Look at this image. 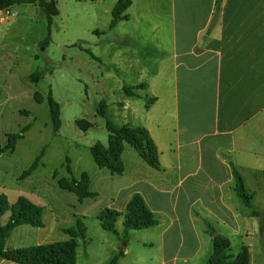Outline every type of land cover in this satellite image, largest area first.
I'll list each match as a JSON object with an SVG mask.
<instances>
[{"label": "crops", "instance_id": "obj_1", "mask_svg": "<svg viewBox=\"0 0 264 264\" xmlns=\"http://www.w3.org/2000/svg\"><path fill=\"white\" fill-rule=\"evenodd\" d=\"M217 2L130 0L127 19L110 28L122 41L147 38L154 44L152 68L126 62L125 70L133 73L123 75L129 83H122L144 85L151 114L135 113L128 102L122 107L139 120L127 123L148 131L160 166L123 152L121 186L105 207L118 212V234L98 221L108 234L99 232L104 238L92 252L98 261L90 264H104L118 251L125 208L135 193L158 222L128 230L117 264H207L215 234L229 242L236 237L240 249H247V264L254 261L255 244L264 248L260 219L249 215L235 191L237 172L254 210V198H264V0ZM155 7L163 12L155 15ZM146 20L149 36L138 27ZM132 239L141 257L138 251L131 255ZM91 242H83L85 254Z\"/></svg>", "mask_w": 264, "mask_h": 264}, {"label": "rangeland", "instance_id": "obj_2", "mask_svg": "<svg viewBox=\"0 0 264 264\" xmlns=\"http://www.w3.org/2000/svg\"><path fill=\"white\" fill-rule=\"evenodd\" d=\"M54 5L57 15L49 31L36 4L0 10V144L11 134L19 135L14 149L0 155V193L10 205L24 196L42 207V225H18L7 237L5 249L66 240L69 236L64 230L77 229L79 223L86 231L84 237L75 238L77 261L90 264L98 261L92 252L98 251L104 238L99 232L108 234L99 227L98 215L121 186L117 174L96 165L90 148L108 147L106 121L115 126L139 123L134 115L127 117L124 103H130L137 114H151L145 108L148 90L140 84L122 83H129L123 75L133 73L125 70L126 62L135 60L148 72L157 56L149 39L122 41L110 30L117 24L110 26L113 0H54ZM157 10L163 12L162 7H155V15ZM138 27L145 36L151 34L147 20ZM124 87H131L133 95H126ZM49 98L59 108L57 131L50 119ZM100 104L104 116L98 113ZM123 152L125 156L137 154L124 143L122 162ZM33 163L36 166L31 173L20 179ZM80 180H88V189L97 194L94 198L80 200L59 183ZM122 198L123 193L118 201ZM254 206L264 211V198H254ZM10 214V209L5 211L0 224H5ZM120 226L118 218L116 227ZM88 239L92 242L85 254L82 247ZM230 243L229 253L234 257L243 247L240 249L236 237H231ZM134 245L132 239V256L139 252ZM261 250L259 243L252 247L254 261L250 264H264ZM0 264L18 263L0 259Z\"/></svg>", "mask_w": 264, "mask_h": 264}, {"label": "trees", "instance_id": "obj_3", "mask_svg": "<svg viewBox=\"0 0 264 264\" xmlns=\"http://www.w3.org/2000/svg\"><path fill=\"white\" fill-rule=\"evenodd\" d=\"M92 1V0H90ZM220 0L217 2V7ZM17 4H36L47 20V28L50 30L53 16L57 15V9L54 0H0V10L7 9ZM130 5V0H117L112 9V19L110 26H113L120 20L127 19L126 9ZM49 33L47 35V38ZM144 87L143 84H140ZM125 94L132 96L131 87H124ZM152 100V98H151ZM50 119L54 131L60 127L59 108L56 102L51 98L47 100ZM98 113L104 116L103 105L100 104ZM106 128L110 132L108 138V147L104 148L100 145H94L90 148V153L96 165L99 168H105L112 174L120 175L124 171L121 154L124 149V143H127L138 156L150 167L158 169L160 166L158 158V150L148 131L144 127L132 126L129 123L121 126H115L111 122L106 121ZM18 134L8 136L4 145L0 144V155L6 151H11L15 147ZM33 163L28 169L24 170L20 179L28 176L35 168ZM237 179L235 191L241 198L246 207L250 209L251 216L260 219V228L264 232V213L254 210L251 204L252 195L244 188L240 176L235 172ZM60 185L68 191L73 192L78 199L94 198L97 194L88 189V180L73 181L72 183H63ZM11 210L8 221L0 224V259L12 261L18 264H75V249L77 242L76 237H84L86 229L82 228L79 223L77 229L69 228L64 232L69 238L62 241L38 244L34 246L5 249V241L14 228L21 224H27L33 227L42 225V207L35 204L30 199L19 196L13 205H10L5 194L0 193V218L5 211ZM98 220L100 226L107 231L118 234L115 230V220L118 212L105 208L99 215ZM157 219L147 208L143 198L135 193L128 201L124 212V231L119 237V248L115 255L104 264H117L118 258L123 254V249L128 239L129 229H141L157 224ZM212 231V228H211ZM213 240V253L207 264H247L248 252L246 247L236 256L232 257L229 253L230 242L227 238L220 234H215Z\"/></svg>", "mask_w": 264, "mask_h": 264}]
</instances>
